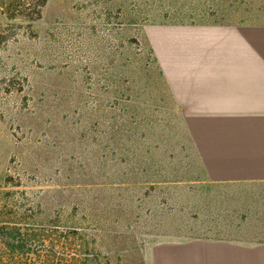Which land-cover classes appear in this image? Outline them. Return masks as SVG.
<instances>
[{"label":"rangeland","instance_id":"374dc122","mask_svg":"<svg viewBox=\"0 0 264 264\" xmlns=\"http://www.w3.org/2000/svg\"><path fill=\"white\" fill-rule=\"evenodd\" d=\"M20 2L0 0V222L75 234L100 264L196 238L260 244L264 264V185L209 180L174 86L205 76L223 28L264 53V0Z\"/></svg>","mask_w":264,"mask_h":264},{"label":"crops","instance_id":"0c3cea01","mask_svg":"<svg viewBox=\"0 0 264 264\" xmlns=\"http://www.w3.org/2000/svg\"><path fill=\"white\" fill-rule=\"evenodd\" d=\"M217 28V27H214ZM215 32L225 43L206 50V70L174 86L192 126V148L214 183L264 185V53L246 46L244 27ZM202 31L201 27L197 28ZM221 29V28H220ZM229 35V36H228ZM222 62V63H221ZM211 63L221 68L211 71ZM151 264H263V246L196 238L153 249Z\"/></svg>","mask_w":264,"mask_h":264},{"label":"trees","instance_id":"16d2710c","mask_svg":"<svg viewBox=\"0 0 264 264\" xmlns=\"http://www.w3.org/2000/svg\"><path fill=\"white\" fill-rule=\"evenodd\" d=\"M20 1L2 0L8 17H14ZM34 2L33 8L41 11L47 0ZM82 250L83 244L75 234L46 233L41 229L28 232L19 224L0 222V264H100L95 257L87 260Z\"/></svg>","mask_w":264,"mask_h":264}]
</instances>
